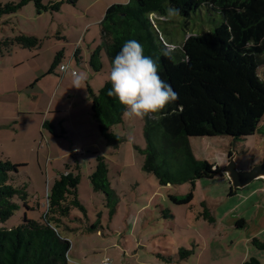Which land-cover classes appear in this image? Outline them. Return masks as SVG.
I'll use <instances>...</instances> for the list:
<instances>
[{
	"label": "trees",
	"instance_id": "obj_1",
	"mask_svg": "<svg viewBox=\"0 0 264 264\" xmlns=\"http://www.w3.org/2000/svg\"><path fill=\"white\" fill-rule=\"evenodd\" d=\"M74 3L76 0H67ZM33 2L37 13L55 12L62 1L18 0L0 3V24L2 17L13 15L23 6ZM169 7L180 10L178 16L191 17L200 8L218 13L221 21L212 30L188 35L183 44L173 48L171 56H165L167 43L160 35L158 23L152 16L167 18ZM139 41L145 55L158 63L161 79L167 81L178 93V99L169 103L159 113L142 117L144 146L136 150L143 155L142 170L152 173L162 185L190 183V190L184 195L169 194V200L176 205H187L193 199L195 181L198 179L224 178L221 169L199 160L189 143V127L196 130L219 131L237 139L240 135L257 131L264 135V126L258 127L257 120L264 111V81L257 72L264 64V0H129L107 7L100 21L99 44L89 55L88 65L93 72H102L103 55L108 60V75L111 62L124 42ZM43 40L19 32L11 37H0V56L14 47L40 49ZM63 50L55 53L50 72L59 64ZM80 60L78 49L74 52ZM62 65V64H61ZM264 76V70L262 71ZM111 83L108 77L91 97V115L99 135L106 146L117 149L123 138L114 131L116 125L125 123V106L115 97L108 95ZM43 128L57 137H63L64 130H56L48 121ZM232 148V147H231ZM84 152V150H82ZM232 150L227 151V157ZM94 170L89 176L93 191L103 193L111 203L112 190L108 180V161L101 153H94ZM25 163H13L0 158V222L4 223L19 203L26 210L29 193L26 186H15V174ZM80 165L77 161L66 164L56 172L46 194L45 206L39 220L25 216L14 227H0V264H67L71 242L59 231H72L65 219L74 209L85 212L81 204L77 185L80 181ZM229 186L228 195L234 194ZM202 218L213 222L207 203ZM243 227L245 221L235 224ZM89 229H96L92 225ZM251 244L264 250V240L255 236ZM181 258L193 253L182 249ZM242 264H261L255 257L246 258Z\"/></svg>",
	"mask_w": 264,
	"mask_h": 264
},
{
	"label": "rangeland",
	"instance_id": "obj_2",
	"mask_svg": "<svg viewBox=\"0 0 264 264\" xmlns=\"http://www.w3.org/2000/svg\"><path fill=\"white\" fill-rule=\"evenodd\" d=\"M11 1L18 0H0V3ZM64 8H61L56 16L67 21ZM47 17L51 18V12L38 14L33 2L28 3L13 15L2 17V21L6 22L0 24V37H11L20 31L40 32L49 27L44 23ZM152 18L155 24L159 21L160 35L171 44L168 47L171 49L181 46L188 35L212 30L221 21L218 13L207 12L205 8L198 9L189 18L181 16L172 18L167 16L162 20L156 16ZM54 38L56 37L47 39L44 47L38 50L46 61L52 55L47 48L48 43ZM13 58L19 59L15 51L0 58V93L2 90L8 92L9 88L6 85L11 87L13 73L18 70L11 65ZM102 58L108 67L106 55ZM263 70L264 64L258 67L257 72L264 81ZM10 104L8 99L3 97L0 99V115L3 108L6 109ZM33 116H23L26 123L25 121L20 123V131L16 135L21 145L28 142L27 130L30 124L27 121ZM256 125L264 126V111ZM216 130L214 132L189 127V143L197 159L205 160L222 169L228 161L227 151L231 149L236 152L235 161L238 168L246 169L261 162L264 157L263 134L253 131L250 134H241L235 139L220 132L218 127ZM114 131L121 135L123 140L117 149L107 146L104 156L108 161V180L112 190L110 201L115 203V210L111 212L109 201L103 193L93 191L91 188L89 176L94 170L95 157L89 154L86 158L78 155L81 178L77 192L85 212L74 209L70 218L65 219L72 231L59 229L71 242L67 264H100V260L105 255L111 258V264H212L213 262L235 264L247 248H253L251 243L244 240L249 234L247 228L230 225L233 222L232 215L236 214V210L241 211L244 206L238 205L237 196L232 197L227 194L230 183L226 175L224 178L217 176L213 179L196 180L190 204L176 205L169 200L168 195H184L190 190L191 185L190 183L162 185L152 173L142 170L143 155L135 148V146L139 148L144 146L142 118H130L125 113V123L116 125ZM11 132L14 133V130ZM9 135L10 132L0 130L3 149L18 150L19 147L11 145ZM35 147H39L38 142ZM40 153L41 169L36 156L30 154L28 150L21 151L22 156L18 159L16 155L14 156L16 162L25 163V166L19 168L15 174L13 185L26 186V191L29 193L28 205L32 209L26 210L22 203L18 202V209L4 223L0 222V227H14L24 216L27 219L39 220L46 209V194L54 180L52 176L56 173L59 163L53 162L54 166L50 167L49 180L47 161L43 159L42 150ZM0 158H6L2 152ZM61 169L63 170L64 166ZM261 180L252 181L245 186L247 188L243 187L244 190L243 188L238 190L247 192L252 186L260 184L263 181ZM202 202L207 203L209 213L216 218L214 224L204 220L202 215L197 217L204 210ZM231 207L236 209L233 214L229 212ZM245 211L246 209L241 214L246 215ZM259 224H262L261 220ZM92 225L96 226V229H89ZM255 227L253 224L252 229H257ZM204 238L207 240V246ZM182 249H191L193 253L181 258L179 252ZM260 252L264 254V251Z\"/></svg>",
	"mask_w": 264,
	"mask_h": 264
},
{
	"label": "crops",
	"instance_id": "obj_3",
	"mask_svg": "<svg viewBox=\"0 0 264 264\" xmlns=\"http://www.w3.org/2000/svg\"><path fill=\"white\" fill-rule=\"evenodd\" d=\"M46 1H62L60 8L55 12H51V18L47 17L45 19V26L49 27L47 29L44 28L42 31L46 32L34 31L25 33L45 39L41 47H44L47 39L56 37L48 43L47 48L49 53L52 54L51 56L49 55V59L46 61L40 56L38 52L40 49H28V52L25 51L26 48L19 47H14L9 53L4 52L0 56V58H3L5 54L15 51L16 57H19L17 60L13 58L11 62L13 68H18L13 73L14 78L11 87H8L7 84L8 92L2 90L0 93V99L3 97L11 102L6 109L3 108L0 115V130L10 132L11 145L19 148L15 151L14 149L5 151L0 142V152L15 163V160L22 156L21 151L28 150L30 154L36 156L39 163L40 161L42 162L40 158V150H42L43 159L47 161V173L50 180V167L54 166L53 162L59 163L60 167L57 166L59 169H56V172H58L66 164L74 161L78 163V155H82L84 158L87 157V154L95 157L94 153L104 155L107 150V146L99 135L91 115L89 88L94 93L99 90L108 77V67L103 61L102 72H93L88 65V59L92 50L99 44L100 21L105 10L111 4L125 2L124 0H76L74 3L67 0ZM61 8L66 10L67 21L56 16V13L60 12ZM76 49H78L80 56L79 61H76L74 57ZM59 50H63L62 58L54 70L50 72L51 69L49 70V68L55 53ZM61 64L70 65L71 70L86 73L87 79L81 84V88L71 86V72L61 71ZM25 115H34L32 118H28L27 121L30 124L27 130V147L26 144L22 143L23 146L18 143V136L16 135L20 131L21 121L26 123L23 117ZM45 120L53 125L56 130H64L63 137H57L43 128L42 123ZM11 130H14V133ZM37 142L38 148L35 147ZM76 149H82L84 152L75 153ZM15 155L17 159L14 158ZM41 162L39 163L40 169L42 168ZM55 174L52 176L53 179ZM49 180L48 183L50 182ZM257 180L259 181V179ZM239 191L241 190L237 189L231 196H237L239 198L238 205L244 207L241 208V211H237L233 207L230 208V213H235L236 210V214L232 215L233 222L230 225L237 227L235 225L236 221L243 219L245 221L243 227L247 228L249 232L244 237L245 242L251 243L250 240L255 236L259 237L258 235H261V239L264 240V181L252 186L247 192ZM245 209L246 215H242L241 212ZM260 220L263 225L259 224ZM215 222L216 218L213 216V222L211 223L214 224ZM253 224H255L257 229H252ZM204 243L207 246L206 238H204ZM254 248V246L253 248H247V251L241 254L236 263L242 264L246 258L255 257L261 264H264V254L260 252L264 250ZM212 264L229 263L213 262Z\"/></svg>",
	"mask_w": 264,
	"mask_h": 264
},
{
	"label": "clouds",
	"instance_id": "obj_4",
	"mask_svg": "<svg viewBox=\"0 0 264 264\" xmlns=\"http://www.w3.org/2000/svg\"><path fill=\"white\" fill-rule=\"evenodd\" d=\"M167 13L172 18L178 16L180 10L169 7ZM172 52L171 48L165 49L164 55L171 56ZM60 68L63 72H71L72 87L81 88L87 79L86 73L71 70L70 65L62 64ZM108 80L111 83L108 95L117 98L125 106V112L130 118L159 113L167 104L178 99V93L173 87L161 79L157 61L145 55L143 45L135 39L124 42L113 58ZM100 264H111V258L103 256Z\"/></svg>",
	"mask_w": 264,
	"mask_h": 264
},
{
	"label": "water",
	"instance_id": "obj_5",
	"mask_svg": "<svg viewBox=\"0 0 264 264\" xmlns=\"http://www.w3.org/2000/svg\"><path fill=\"white\" fill-rule=\"evenodd\" d=\"M236 152L232 151L228 157L226 165L221 169V173L226 175L232 190L243 188L252 181L262 179L264 181V158L258 164H254L246 169L238 168L235 161Z\"/></svg>",
	"mask_w": 264,
	"mask_h": 264
},
{
	"label": "built area",
	"instance_id": "obj_6",
	"mask_svg": "<svg viewBox=\"0 0 264 264\" xmlns=\"http://www.w3.org/2000/svg\"><path fill=\"white\" fill-rule=\"evenodd\" d=\"M60 69H61V68H60ZM74 152H75V153H81V152H82V149H76Z\"/></svg>",
	"mask_w": 264,
	"mask_h": 264
}]
</instances>
